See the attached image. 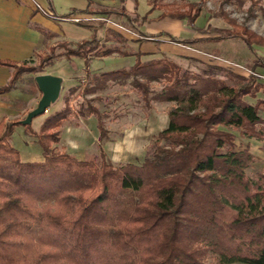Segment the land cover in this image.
<instances>
[{"label": "trees", "instance_id": "1", "mask_svg": "<svg viewBox=\"0 0 264 264\" xmlns=\"http://www.w3.org/2000/svg\"><path fill=\"white\" fill-rule=\"evenodd\" d=\"M206 2L192 0L186 8L167 9L159 17L193 26ZM99 12L110 16L113 11ZM82 13L98 10L73 9L52 16L64 19ZM213 15L230 26L194 38L164 30L150 34L131 21L148 38L165 36L198 49L206 42L236 38L254 53V44L264 45V35L226 10ZM97 20L104 19H82L80 24L94 27ZM100 41L94 29L91 38L60 41L52 50L62 48L67 57L86 59L121 51ZM136 54L129 68L90 74L84 92L97 93L111 80L130 79L145 111L153 101L170 103L169 122L154 135L141 161L114 164L104 150L87 159L59 151L53 143L60 141L61 127L72 113L70 95L38 131L31 123L25 125L36 134L43 160L21 159L11 139L18 118L0 122V264H211L209 255L213 264H264V171L256 177L248 173L256 156L248 146H239L236 133L264 141V98L258 97L264 82L256 71L264 67V57H257L247 76L209 61L192 70L167 55L141 60L142 53ZM56 56H49L41 67L28 60H2L14 73L0 92L12 89L26 71L41 72ZM90 102L87 109L98 116L103 138L102 113Z\"/></svg>", "mask_w": 264, "mask_h": 264}, {"label": "crops", "instance_id": "2", "mask_svg": "<svg viewBox=\"0 0 264 264\" xmlns=\"http://www.w3.org/2000/svg\"><path fill=\"white\" fill-rule=\"evenodd\" d=\"M51 1L53 6L51 10L58 15H66V13L71 12L73 9H90L94 11L98 5L107 7L109 4L113 5L115 2L118 3L114 0L111 2H108V0ZM38 4L43 8H49L48 0H0V87L8 84L14 73V68L1 63L2 60H10L19 64L30 58H35L38 50L43 47L45 48L50 40L71 41L74 43L81 42L83 39L91 38L94 29L96 31L99 30L95 27L64 20L58 16L53 17L52 15H47L38 8ZM80 15L86 16L87 14L82 13ZM89 15L94 16L95 13H90ZM168 19L172 21L180 20L171 17ZM155 29L159 32L164 30ZM164 31L170 32L169 30ZM151 33L154 34V32ZM188 37L194 38L199 36L192 35ZM99 38L103 45H117L110 38L106 40H102L101 37ZM150 39L158 41L153 42L154 45L151 44V41L146 42L140 38L128 41L131 47V51L129 52L131 53L123 54V52H115L110 54V56H92L89 59L80 56L67 57L64 54L54 57L53 61L46 64L39 73H50L62 78L61 86L63 88L56 103L60 101L63 94L64 100L62 105L60 104L53 111L48 110V114L51 111L54 112L65 106V96L68 95V93L66 94L68 88L73 90L80 84L82 77L86 76L87 80L93 72L101 71V69H96L98 67L92 68L90 66V60L93 58L108 59L109 57H118L127 54L135 56L138 52L142 53L140 56L141 60L159 57L162 54V44L164 42L159 40L161 37H153ZM132 41H135L133 43L135 46L131 44ZM164 45L168 44L164 43ZM120 49L124 51L123 48ZM39 73L26 71L17 80L12 89L6 92H0V122L3 119L11 120L18 118L20 120V123L16 125L13 131L11 139L13 144L19 149L23 161H40L44 159L43 148L38 142L36 134L29 132L25 126L26 124L21 122L27 116L28 112L37 106L42 96V92L35 79ZM111 82L120 81L111 80ZM261 93L264 94L261 91L258 93V97ZM95 94H98V92L90 93L89 95L94 96ZM249 100L252 102L256 101L254 98ZM156 105L157 103L153 102L152 108L149 111L140 113L135 112L134 109H129L125 114L121 113V116L118 118H109L107 124L120 126L118 127L120 129L113 128V126L112 128L106 127L108 132L106 131V135L103 138H101V129L98 127L99 118L95 113H84L85 111L70 113L71 115H69V118L64 122L60 130V146L63 148V151L81 159L98 156L104 150L106 156L112 161L114 154L113 148L117 143H121L125 149L122 153V161L139 162L144 157L154 135L165 128L169 122L168 112L165 117L161 116L156 110ZM48 114L45 113L38 118H33L31 129L38 131ZM261 115L264 118V111L261 112ZM245 141H247V146H249L248 142L252 144L258 143L257 145L260 147L263 146V141L255 138H247ZM250 150L252 151L251 147ZM253 153L261 157V154Z\"/></svg>", "mask_w": 264, "mask_h": 264}, {"label": "rangeland", "instance_id": "3", "mask_svg": "<svg viewBox=\"0 0 264 264\" xmlns=\"http://www.w3.org/2000/svg\"><path fill=\"white\" fill-rule=\"evenodd\" d=\"M100 1V0H99ZM112 0H108L111 2ZM118 3L109 4L107 7L98 5L96 10L98 13H95V18H106L104 20L94 21L95 28H98L97 35L101 37L102 40L108 38L116 42L120 48H123L124 51H118L119 53L124 54V52L131 51V47L128 43L130 40L135 38H140L146 42H153L158 40H151L150 37L142 35L138 28L135 27L132 23V19L136 20V23L139 27L146 31L147 33L154 32L157 34L159 30H169L171 33L182 36H213L216 35L215 29L229 27V23L223 19L221 16L213 15V12L219 11L221 8L226 10L232 18L237 19L240 23L248 25L250 28L254 29L261 35H264V0H207L204 11L202 15L197 19L195 25L191 26L185 21H172L168 19L169 17L161 18L159 14L167 9H183L186 8V3L192 2V0H114ZM113 1V2H114ZM198 1V0H193ZM165 5L161 8L159 6ZM152 6H157L155 9H150ZM102 9L112 10L110 16L105 15V13L99 12ZM147 15V17H143ZM86 16H89L87 14ZM85 16V17H86ZM101 21H104V24H100ZM69 22V21H68ZM80 23V22H79ZM102 31H101V30ZM208 31V32H205ZM116 34H119L116 35ZM153 34V33H151ZM161 42H164L168 45L162 44V51L159 57L166 56L177 61L182 67L190 68L192 70H199V67L202 66V61H209L212 63L224 65L227 68L234 70L235 72L242 73L245 75H250L253 71L250 66H254L257 57H264V45L254 44V48L257 53H254L250 48L242 41L241 39H229L221 42H206L201 44V49L186 46L182 44H177L171 42L167 37L161 36ZM60 42L59 40H50L45 48H41L35 54V58H30L28 64L35 67H41L42 62L47 59L49 56L53 55H63L64 49L57 48L52 50V47ZM135 41H132L133 44ZM55 43V44H54ZM114 46V45H106ZM117 54V53H116ZM57 57V56H56ZM157 57V58H159ZM137 59V55H123L118 57H109L108 59L93 58L90 60V66L92 68L101 69V70H111L117 68H129L132 66ZM257 75L260 76V80L264 82V67L259 66L256 68ZM89 78L86 80V76L82 77L80 84L76 89L71 92V89L68 88L66 94L70 95V107L72 113H76L79 109L85 110L84 113H89L87 106L88 100H90L91 105L97 107L102 113V119L104 123V128L111 127L120 129L117 125L107 124L109 118H118L121 116V113H126L129 109H134L135 112H144L143 100L140 97V91L132 86L130 79L127 82H114L108 84V86L99 91L98 94L87 95L84 92L85 84ZM156 87L160 88L161 83H154ZM78 88V89H77ZM99 95L100 98H95ZM260 98H264V94H260ZM251 99V97H246ZM64 100V94L62 95L58 103H53L45 112L48 114V110H54L60 104L62 105ZM255 100V99H254ZM156 102V101H153ZM156 110L161 116H166L168 109L170 108V103L168 102H156ZM107 106V107H105ZM138 110V111H137ZM51 111V113H52ZM43 113V114H45ZM42 114L34 117L38 118ZM35 122V121H34ZM35 125V123H33ZM116 129V130H117ZM108 132V129H106ZM112 132V131H111ZM237 141L239 146H247V138L242 136L240 131H236ZM255 138V137H254ZM257 139V138H255ZM60 142V141H59ZM56 142L53 145L57 146L59 151H63L60 143ZM252 151L260 156H256L254 163L248 169V173L251 176H257L260 172L264 171V141L263 146L260 147L257 144H252L248 142ZM251 143V144H250ZM248 146V147H249ZM249 147V148H250ZM207 262L213 264L215 262L213 255H209L206 258ZM231 264H244L241 262L231 263Z\"/></svg>", "mask_w": 264, "mask_h": 264}, {"label": "water", "instance_id": "4", "mask_svg": "<svg viewBox=\"0 0 264 264\" xmlns=\"http://www.w3.org/2000/svg\"><path fill=\"white\" fill-rule=\"evenodd\" d=\"M35 79L42 92V96L37 106L30 110L27 116L21 120L23 124H30L34 117L45 113L47 109L59 99L62 92V78L57 75L39 73L36 75Z\"/></svg>", "mask_w": 264, "mask_h": 264}, {"label": "built area", "instance_id": "5", "mask_svg": "<svg viewBox=\"0 0 264 264\" xmlns=\"http://www.w3.org/2000/svg\"><path fill=\"white\" fill-rule=\"evenodd\" d=\"M38 8H40L43 12H45L47 15H52V11L49 10L48 8H43L40 4L37 5ZM89 18H95L94 16H81L80 14H72L67 18H64V20H69L71 22L79 23L82 19H89ZM106 19V18H104Z\"/></svg>", "mask_w": 264, "mask_h": 264}, {"label": "clouds", "instance_id": "6", "mask_svg": "<svg viewBox=\"0 0 264 264\" xmlns=\"http://www.w3.org/2000/svg\"><path fill=\"white\" fill-rule=\"evenodd\" d=\"M125 151L121 143H117L113 148L112 161L114 164L122 163V153Z\"/></svg>", "mask_w": 264, "mask_h": 264}]
</instances>
